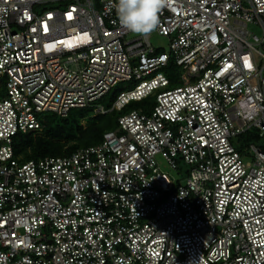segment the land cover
Wrapping results in <instances>:
<instances>
[{
    "label": "built area",
    "instance_id": "1",
    "mask_svg": "<svg viewBox=\"0 0 264 264\" xmlns=\"http://www.w3.org/2000/svg\"><path fill=\"white\" fill-rule=\"evenodd\" d=\"M117 3L0 0V264H264V0H170L168 51ZM148 96L98 144L16 156L47 113Z\"/></svg>",
    "mask_w": 264,
    "mask_h": 264
},
{
    "label": "trees",
    "instance_id": "2",
    "mask_svg": "<svg viewBox=\"0 0 264 264\" xmlns=\"http://www.w3.org/2000/svg\"><path fill=\"white\" fill-rule=\"evenodd\" d=\"M173 60L164 70L171 80L170 87L178 84L179 71ZM121 90L118 85L99 102L109 109ZM153 96L131 101L121 111L107 113L96 112L94 107L75 108L68 116L61 117L54 113L44 115V126L41 130L20 133L14 138V150L21 161L38 159L44 156L70 154L80 148L100 143L104 132L115 129L118 117L132 109L149 110L155 101ZM246 138L256 141V135L246 134Z\"/></svg>",
    "mask_w": 264,
    "mask_h": 264
},
{
    "label": "clouds",
    "instance_id": "3",
    "mask_svg": "<svg viewBox=\"0 0 264 264\" xmlns=\"http://www.w3.org/2000/svg\"><path fill=\"white\" fill-rule=\"evenodd\" d=\"M169 2L170 0H118L115 10L122 27L135 34L147 35L157 28L159 14Z\"/></svg>",
    "mask_w": 264,
    "mask_h": 264
},
{
    "label": "rangeland",
    "instance_id": "4",
    "mask_svg": "<svg viewBox=\"0 0 264 264\" xmlns=\"http://www.w3.org/2000/svg\"><path fill=\"white\" fill-rule=\"evenodd\" d=\"M249 29H251L252 31H254L255 33L261 35L262 34V31L259 27L257 26H253V25H249ZM141 34H135L133 32H130L127 36V39H133L135 37H138L140 36ZM168 39L166 37H163L161 35H159L155 30L151 32V35H150V40L152 45L155 47V48H159L161 50H165V51H168V47H169V41H167ZM247 136H245V134H243L242 136L240 137H235L233 138V142L235 144H239V143H242V144H245L246 145V148L248 146H250V143H251V140L247 139L246 138ZM246 140V141H245ZM254 141V140H252ZM244 160H252V157L251 156H247L245 157Z\"/></svg>",
    "mask_w": 264,
    "mask_h": 264
},
{
    "label": "snow or ice",
    "instance_id": "5",
    "mask_svg": "<svg viewBox=\"0 0 264 264\" xmlns=\"http://www.w3.org/2000/svg\"><path fill=\"white\" fill-rule=\"evenodd\" d=\"M246 66H247V67H251V65H250V64H248V63H247V61H246Z\"/></svg>",
    "mask_w": 264,
    "mask_h": 264
}]
</instances>
